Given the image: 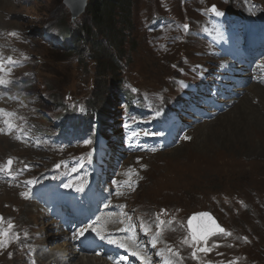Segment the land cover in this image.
<instances>
[{"label": "rangeland", "instance_id": "374dc122", "mask_svg": "<svg viewBox=\"0 0 264 264\" xmlns=\"http://www.w3.org/2000/svg\"><path fill=\"white\" fill-rule=\"evenodd\" d=\"M240 1L249 3L251 0H131L132 21L124 23L123 28L130 31V26L133 38L125 37V42L116 47L122 46L124 54L120 59L116 58L113 69L117 71L111 73L99 64L97 66L96 61L109 65L108 62L115 58L109 60L105 52L95 53L93 45L87 42L81 43L79 54L82 56H79L76 51L71 53L61 47L60 39L55 37L61 28L78 30L89 24L86 12L71 19L63 0H0V33H9L11 43L18 39L13 45H7L11 49L9 54L0 53V66L22 62L24 69L14 66L13 70L7 69L0 74L5 81L3 88L0 87V109L4 110L0 112V169L7 158L13 160L11 168L0 173V215L3 218L0 264H46V258L53 256L50 248L62 247L63 241L53 239L45 219L39 220L43 228H38L37 233L33 232L37 227L33 226L35 221L31 216L25 218L24 223L32 227L22 229L19 221L27 206L20 193L29 196L27 182L38 177L36 174L43 178L72 179L73 184L78 178H85L84 173L77 170L79 164L75 168L72 163L62 164L63 160H76L85 148L60 141L58 134L62 129L54 126V117L63 114L79 117L87 109L90 118L97 120L100 112L108 113L111 119L107 127L97 125L102 135L113 139L121 126L129 133L132 117L125 116L126 111L119 108L121 101L111 106L112 98L119 97L121 92L158 99L175 97L170 85L173 77L182 76V58L204 61L197 52L201 45L191 33L187 35L191 41L180 47L171 43L175 31L150 30L152 19L164 16L178 23L176 31L188 32L198 28L203 21L199 11L205 10L212 13L210 18L220 22L225 29H232L229 17L233 16L235 5ZM255 1L263 8L260 27L264 28V0ZM122 26L118 23V28ZM106 42L102 41V45ZM110 46L107 50L113 53ZM17 51H22V56ZM19 76L30 80V85L23 88ZM258 81L250 85L258 88L246 102L247 88L231 109L211 122L194 126L190 132L191 142L156 156L154 153L143 154V162L149 168L144 172L145 181L131 195L130 201L162 221H168L160 222L167 247L185 264H264V80ZM95 97L99 103L91 101ZM128 102L139 113L144 111L131 99ZM22 105L25 121L15 114L11 120L10 116L7 118L10 109L17 110ZM236 105L241 109L234 108ZM168 113L177 115V120L183 122V109ZM168 120H160L151 137L161 139L170 127ZM32 128L31 150L24 148V144L32 135ZM139 136L143 134L136 129L132 143L138 141ZM59 189L62 196L71 193V189ZM196 211H209L225 228V234L211 236L199 244L185 224L188 216ZM38 212L44 213L42 209ZM49 240L53 241L51 246H48ZM36 241L41 246L34 248ZM44 243L49 252L43 256L35 254ZM143 248L150 246L145 243ZM76 257L84 260L87 256L77 254ZM71 262L73 264L75 259ZM140 262L152 264L151 259L144 257Z\"/></svg>", "mask_w": 264, "mask_h": 264}, {"label": "trees", "instance_id": "16d2710c", "mask_svg": "<svg viewBox=\"0 0 264 264\" xmlns=\"http://www.w3.org/2000/svg\"><path fill=\"white\" fill-rule=\"evenodd\" d=\"M132 5L133 2L131 3V0H89L86 10L89 24L79 27L78 30H73L69 27H65L64 30L61 28L62 34L59 36L61 37L62 43L66 46L67 51L71 53L76 51L77 55L80 52L81 43L87 42L93 45L96 51L95 53L97 51L100 53L105 52L106 58L109 60L115 58V60L108 62L109 65H103L101 62L96 61L97 66L99 64V67H102V69L114 73L117 71V69H113V66H116V58L120 59L124 54L122 46L120 49H116V47L118 48V45L125 42V37L133 38V29L128 26L130 31H125L123 28L124 25L132 21ZM118 23L123 26L118 28ZM104 40L107 41L105 46L102 45V41ZM109 46L113 49V53L107 50ZM79 56H82V54H79ZM97 99V97L93 98V103H99ZM107 115L108 113L104 115V118H107Z\"/></svg>", "mask_w": 264, "mask_h": 264}, {"label": "bare ground", "instance_id": "6f19581e", "mask_svg": "<svg viewBox=\"0 0 264 264\" xmlns=\"http://www.w3.org/2000/svg\"><path fill=\"white\" fill-rule=\"evenodd\" d=\"M257 86H250L249 88H247V93H248V95H246L245 97H244V101L246 102V100L248 99V97L249 96H253V95H255V93L257 92ZM241 106H237L236 105V107H234V108H240ZM241 109V108H240ZM15 148V147H14ZM3 149V148H2ZM16 152V151H15ZM18 153H19V151H18ZM5 154V153H4ZM22 159V158H21ZM15 181V180H14ZM18 183V182H17ZM163 183V182H162ZM168 184V183H167ZM1 185V184H0ZM19 186H21V185H19ZM12 188H16V187H13V186H11ZM11 187H9V188H11ZM78 187V186H77ZM7 189V188H6ZM5 189V190H6ZM19 189V188H18ZM25 189V188H24ZM11 190V189H10ZM10 190H8V192L10 191ZM14 191V190H13ZM143 191V190H142ZM20 192V191H19ZM3 193V192H2ZM1 193V194H2ZM4 194H5V192H4ZM8 195H10V194H8ZM17 195V194H16ZM23 195H24V193H23ZM27 195V194H26ZM25 196V195H24ZM139 196V195H138ZM17 197V196H16ZM140 197V196H139ZM13 198V197H12ZM12 202V201H11ZM15 203V202H14ZM22 203V202H21ZM4 204V203H3ZM25 204H27V206H25V211H22V217H23V220H22V217L21 216H19V221L21 222V224H22V229H24V228H28V227H32V226H30V225H28V224H25L24 223V219L25 218H28L29 216H31L32 217V219H33V221H35V224L33 225L34 227H37V229H35L34 230V233H37V230H38V228H43V226H42V224L39 222V220H41V222H42V220L43 219H45V212L44 213H40L39 214V212L38 211H40L41 210V207H39L38 205H36V204H34V203H25ZM5 205V204H4ZM3 205V206H4ZM14 205V204H13ZM7 206V205H6ZM12 206V205H11ZM22 206V205H21ZM8 207V206H7ZM13 210V209H12ZM12 215H14V214H12ZM10 216V215H9ZM12 217V216H11ZM16 217L17 216H15V219H16ZM101 217V215L99 214V213H96V214H94L93 215V217H92V220H91V222H90V224H95L97 221H98V219ZM30 218V217H29ZM49 226V225H48ZM30 229V228H29ZM28 232V231H27ZM26 232V233H27ZM179 233H180V231H179ZM179 235V234H178ZM181 235H182V233H181ZM180 239V238H179ZM122 240L128 245V246H133V244L132 243H130V240H128L127 238H122ZM61 241H63V243H62V247L60 248V247H56V248H50V254L52 255L53 254V256L52 257H54V260H51L50 261V263H58V264H72V262L70 263V261H72V260H67L65 257L67 256V255H69L71 258H73V259H75V262H73V264H107L106 262H105V260L103 259V258H99V259H101L102 261L99 263L96 259V257H93V256H87V257H85V259L83 260L82 258H79V259H77V257H76V255L77 254H74L73 252H72V250H71V252H69L68 254H66V250L65 249H67V243L64 241V240H62L61 239ZM19 242V241H18ZM49 242V244H48V246H51V244H53V241L52 240H49L48 241ZM25 244V243H24ZM37 245H39V246H41V244H40V242H34V248H36V246ZM29 246V245H28ZM26 248V247H25ZM28 248V247H27ZM23 251V250H22ZM8 253L10 254V255H12V250H9L8 251ZM47 253V252H46ZM1 254V253H0ZM39 255H40V253H39ZM66 255V256H65ZM41 256V255H40ZM43 256V255H42ZM45 257V256H44ZM96 258V259H95ZM140 261H141V259H140ZM32 263V262H31Z\"/></svg>", "mask_w": 264, "mask_h": 264}, {"label": "water", "instance_id": "95a60500", "mask_svg": "<svg viewBox=\"0 0 264 264\" xmlns=\"http://www.w3.org/2000/svg\"><path fill=\"white\" fill-rule=\"evenodd\" d=\"M88 3L89 0H63V4L68 9L71 19H77L80 16H82L86 12ZM203 213H197L191 216V218L189 219V221H191V225L189 224L188 221L189 230L193 232V231H204L210 229L211 233H218L219 231H217L215 228V225H218L216 220L209 213H207L208 216L201 215ZM0 222H1V216H0Z\"/></svg>", "mask_w": 264, "mask_h": 264}, {"label": "snow or ice", "instance_id": "6c2138e0", "mask_svg": "<svg viewBox=\"0 0 264 264\" xmlns=\"http://www.w3.org/2000/svg\"><path fill=\"white\" fill-rule=\"evenodd\" d=\"M213 11H215V9L213 8ZM217 15H219L220 13L219 12H217L216 13ZM187 25H185V28L187 29ZM12 35H15V33H12ZM8 60H9V62H11V57H9L8 58ZM5 83V81L2 79V78H0V85H2V84H4ZM2 111H4L3 109H0V112H2ZM12 163V161L11 160H9L8 161V164L10 165ZM23 195V194H22ZM201 215H203V216H208V214L207 213H203V214H201ZM161 223H163V222H161ZM189 224L191 225V221H189ZM213 224H214V221H213ZM9 227H12L11 225H9ZM215 228H216V230L217 231H219V232H223L224 231V229H222V228H220L218 225H215ZM86 230V229H85ZM81 235H83V231L80 233ZM212 233H211V230L209 229V230H204V231H193V234H192V238L194 239V240H196V239H205L208 235H211ZM110 242H113L114 243V241H110ZM201 251H206V249H201Z\"/></svg>", "mask_w": 264, "mask_h": 264}]
</instances>
